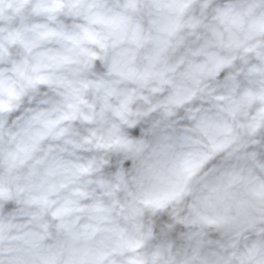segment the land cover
Instances as JSON below:
<instances>
[{"label": "clouds", "instance_id": "clouds-1", "mask_svg": "<svg viewBox=\"0 0 264 264\" xmlns=\"http://www.w3.org/2000/svg\"><path fill=\"white\" fill-rule=\"evenodd\" d=\"M0 264H264V0H0Z\"/></svg>", "mask_w": 264, "mask_h": 264}]
</instances>
